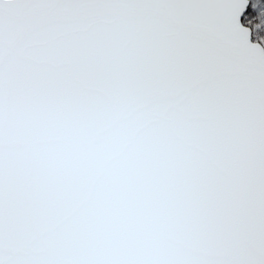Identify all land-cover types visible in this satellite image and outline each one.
Instances as JSON below:
<instances>
[{
  "label": "snow or ice",
  "instance_id": "6c2138e0",
  "mask_svg": "<svg viewBox=\"0 0 264 264\" xmlns=\"http://www.w3.org/2000/svg\"><path fill=\"white\" fill-rule=\"evenodd\" d=\"M0 264H264V0H0Z\"/></svg>",
  "mask_w": 264,
  "mask_h": 264
}]
</instances>
